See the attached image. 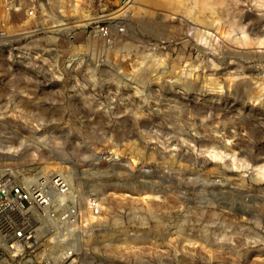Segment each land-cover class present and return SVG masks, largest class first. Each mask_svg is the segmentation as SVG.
Wrapping results in <instances>:
<instances>
[{"label":"rangeland","instance_id":"rangeland-1","mask_svg":"<svg viewBox=\"0 0 264 264\" xmlns=\"http://www.w3.org/2000/svg\"><path fill=\"white\" fill-rule=\"evenodd\" d=\"M36 5L0 41V171L97 197L90 264H264V0Z\"/></svg>","mask_w":264,"mask_h":264},{"label":"built area","instance_id":"built-area-1","mask_svg":"<svg viewBox=\"0 0 264 264\" xmlns=\"http://www.w3.org/2000/svg\"><path fill=\"white\" fill-rule=\"evenodd\" d=\"M0 10V41L6 43L5 22L22 13L34 17L36 0H0ZM25 29H16L14 43L43 27ZM98 32L109 35L105 25L98 26ZM72 189L60 170L37 174L33 181L0 171V261L83 264L92 255L85 250L86 240L97 233L100 204L97 197H80Z\"/></svg>","mask_w":264,"mask_h":264},{"label":"bare ground","instance_id":"bare-ground-1","mask_svg":"<svg viewBox=\"0 0 264 264\" xmlns=\"http://www.w3.org/2000/svg\"><path fill=\"white\" fill-rule=\"evenodd\" d=\"M134 1V0H133ZM52 15V14H51ZM53 16V15H52ZM51 17V16H50ZM66 22H61V23H58V24H54L53 26H58V25H63V24H65ZM143 25H144V27H147L148 29L150 28V26L148 25V23H143ZM66 28H68V26H62V27H59V28H56V29H52V30H66ZM150 30V29H149ZM51 31V30H50ZM47 37H49V39H52L53 38V36H52V38L50 37V36H47ZM38 45V43H35L34 44V46H37ZM53 144V143H52ZM54 145V147L53 148H51V149H49L48 151H50L52 154H54V155H56V157L58 158V157H62V156H64V154L59 150V146H58V144H53ZM27 148V147H26ZM29 151V150H28ZM24 157V156H23ZM42 161V160H41ZM61 161H64V159L63 158H61ZM37 163V162H36ZM39 163V162H38ZM40 164V163H39ZM39 164H37V165H39ZM38 168H40L39 170H37L35 173H33V174H25L24 175V173H18V174H20V177H22V178H24V180L25 181H33L34 179H35V177L37 176V174L39 173V171L40 172H43V173H48L49 171H47L46 172V169H44V164H40L39 166H37ZM36 167V168H37ZM3 170V169H2ZM59 170L62 172V174L65 176L66 175V170L65 169H63L62 167L61 168H59ZM12 172L13 173H16V172H18V171H14V170H12ZM17 174V173H16ZM69 182V181H68ZM70 183V182H69ZM71 184V183H70ZM214 185H216V184H214ZM213 185V186H214ZM71 186L73 187V191H72V193L74 194V195H80V191L78 190V189H76L72 184H71ZM201 186H206V185H204V184H202ZM210 186V185H209ZM212 186V185H211ZM210 186V187H211ZM212 186V187H213ZM207 187V186H206ZM217 190H219L220 192H224V190L226 191L227 190V192L229 191V190H232V192H233V190H234V187H232V186H222L221 184H218V185H216V186H214ZM236 188V187H235ZM196 192V191H195ZM218 192V191H217ZM226 192V193H227ZM235 192V191H234ZM83 193H84V191H83ZM149 212V211H148ZM151 214V213H150ZM182 222V221H181ZM201 229V228H200ZM163 230V229H162ZM176 230H177V232L179 231L180 232V228L179 227H177L176 228ZM184 231V230H183ZM111 232V231H110ZM184 234V233H183ZM102 236H105L104 234L102 235ZM182 236V235H181ZM181 238V237H180ZM88 239H90V236H89V238ZM184 239H186L188 242H191V240H190V238L188 237H186V238H184ZM104 240H110L111 241V238L110 239H103V241ZM115 240V239H114ZM226 240V239H225ZM105 244H107V243H105ZM189 244V243H188ZM191 244V243H190ZM230 245V244H229ZM49 246V245H48ZM0 264H5L4 262H2V261H0ZM17 264H21V263H17ZM83 264H90L89 262H86V261H84L83 262Z\"/></svg>","mask_w":264,"mask_h":264}]
</instances>
